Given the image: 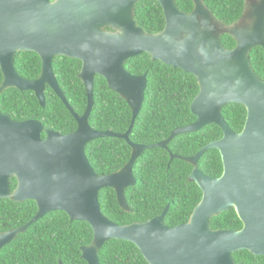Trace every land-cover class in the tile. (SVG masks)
<instances>
[{
    "label": "water",
    "instance_id": "water-1",
    "mask_svg": "<svg viewBox=\"0 0 264 264\" xmlns=\"http://www.w3.org/2000/svg\"><path fill=\"white\" fill-rule=\"evenodd\" d=\"M138 1L60 0L50 5L49 0H0V93L10 87L33 90L44 105L46 84L59 93L51 60L60 53L83 62L79 77L87 92V107L77 117V129L67 135L45 130L46 138L42 139L40 122L16 121L0 113V198L15 202L32 199L37 204L36 214L26 224L0 232V249L46 213L63 210L71 220L85 221L92 228L91 244L80 247L87 264H100L98 251L113 238L132 242L149 264H243L233 258L239 250L264 256V80L256 75L248 55L253 46L264 45V15L249 31L240 30L237 23L218 21L201 0H194L189 13L180 10L175 0H155L163 9L165 26L150 34L136 22ZM64 3L74 30L78 12V53L61 43L50 47L43 38L51 31L62 32L59 18ZM106 25L114 26L117 32L103 31ZM25 27L35 34L31 42ZM222 32L233 37L235 47H224L219 37ZM18 49L39 54V78L28 80L17 75L13 54ZM142 53L194 75L199 86L190 104L195 121L173 129L167 139L153 144L131 143L128 137L143 104L147 74H131L123 63ZM96 74L103 76L108 88L122 96L132 110L130 126L122 134L96 130L88 123ZM230 103L246 109L240 132L233 131L222 116V108ZM211 123L221 128L222 137L183 160L196 165L205 151L216 149L223 171L221 176L211 177L197 168L192 170L189 179L201 189L202 197L187 222L167 226L164 217L168 206L157 217L124 225L102 214L98 193L105 187L114 189L119 206L129 210L124 190L136 184L133 165L144 150L167 148L176 135ZM104 137L126 140L132 154L123 167L102 175L90 165L85 147ZM174 157L177 155H170ZM12 175L18 182L13 192L9 188ZM231 208L242 228L214 230L209 226L213 216Z\"/></svg>",
    "mask_w": 264,
    "mask_h": 264
},
{
    "label": "trees",
    "instance_id": "trees-1",
    "mask_svg": "<svg viewBox=\"0 0 264 264\" xmlns=\"http://www.w3.org/2000/svg\"><path fill=\"white\" fill-rule=\"evenodd\" d=\"M213 16L225 25H231L240 17V0H203ZM178 8L184 12L192 9V0H176ZM136 22L145 32L156 34L165 26V18L160 4L155 0H140L135 4ZM220 40L225 48L235 46L234 39L222 34ZM18 59V68L23 76L34 78L40 73L41 65L37 55L22 53ZM249 60L256 75L264 80V49L253 48ZM126 70L141 75L146 72L147 86L141 110L135 119L129 139L133 143L152 144L169 137L173 129L186 126L195 121L190 104L199 86L194 75L180 68L153 61L147 53L129 59ZM80 66L69 63L68 59L53 64L58 83L66 96L75 99L78 114H82L87 105L86 89L77 77ZM2 75L0 72V83ZM50 91V88L47 87ZM52 93V92H51ZM94 105L88 118L89 125L96 130L125 132L130 126L132 110L125 99L110 90L101 76L94 79ZM42 107L31 92H21L13 88L1 94L5 111L13 113L18 119L35 118L46 126L50 118L59 119L68 112L63 104L53 96ZM70 101V100H69ZM71 102V101H70ZM72 103V102H71ZM222 116L228 126L240 132L246 119V109L238 103H230L222 108ZM49 117V118H48ZM66 124L64 132H69L75 123ZM60 130V126H53ZM222 137L221 128L208 124L195 132L176 135L167 148H148L144 150L133 165V174L137 179L134 186L125 188V199L129 211L122 209L112 188H102L98 193L100 209L104 216L118 224L144 222L159 215L167 204L169 210L164 223L170 227L187 222L193 209L202 197V191L195 182L189 180L193 165L180 158H170V153L182 157L194 156L208 143ZM132 148L122 138L104 137L89 142L85 154L90 165L98 174H109L123 167L131 157ZM197 167L205 174L220 176L223 171L218 150L208 149L199 159ZM11 189L15 187L12 180ZM36 206L32 201L15 202L0 198V232L11 230L26 224L35 214ZM212 229L241 228L233 208L221 212L210 219ZM93 231L82 220L69 222L64 213L45 215L32 223L13 241L0 249V264H87L81 258V246L91 244ZM236 262L244 264H264V256H256L248 250L233 253ZM100 264H149L132 242L121 239L106 241L98 251Z\"/></svg>",
    "mask_w": 264,
    "mask_h": 264
},
{
    "label": "flooded vegetation",
    "instance_id": "flooded-vegetation-1",
    "mask_svg": "<svg viewBox=\"0 0 264 264\" xmlns=\"http://www.w3.org/2000/svg\"><path fill=\"white\" fill-rule=\"evenodd\" d=\"M58 1H60V0H49V2H50V5L51 4H55V3H57ZM192 2H193V6H192V9H191V11L193 10V8H194V0H192ZM201 2L203 3V5L205 6V7H207L205 4H204V2H203V0H201ZM240 2H241V5H240V7H241V14H240V17L236 20V22H234L233 24H235V23H237V25H238V29H246V30H250L251 28H252V26L254 25V23L260 18V16H263L264 15V0H240ZM175 3H176V0H175ZM177 5V4H176ZM178 7V6H177ZM162 8V7H161ZM180 9V8H179ZM163 10V9H162ZM181 10V9H180ZM183 11V10H182ZM191 11H189V12H191ZM60 12H61V15H60V18H59V21H60V24H61V27H63V29H62V32H53V31H51V32H49V33H47V34H43V38L45 39V42H47V45L48 46H50V47H52V46H54V45H58V44H64L67 48H75V52H77L78 53V12H77V17H76V20L75 21H77V27H75V30L73 29V22H72V20L70 19V18H68V16H67V13L69 12V10H68V7H67V3H64L63 5H62V7H61V9H60ZM189 12H186V13H189ZM26 28H28V27H25V32H27L28 33V42H31L32 40H34V36H35V34L32 32V31H30V30H28V29H26ZM103 31H105V32H111V33H115V32H117V29H115V27L114 26H111V25H106V26H104L103 28ZM53 32V33H52ZM222 34H227L226 32H222L220 35H219V37L222 35ZM229 35V34H228ZM232 37V36H231ZM233 38V37H232ZM235 41V40H234ZM20 43V42H19ZM21 45H23L22 43H20ZM235 45H236V41H235ZM64 47L63 45H60V47ZM235 47V46H234ZM253 48H261V49H264V45L263 44H257V45H255V46H253L252 47V49ZM251 49V50H252ZM250 50V51H251ZM25 52H28V53H30V54H35V55H37L38 56V58H39V61H40V65H41V69H40V73L38 74V76H36V77H34V78H28V77H26V76H23L22 75V73L20 72V70H19V68H18V59L19 58H23L24 56L22 55V53H25ZM68 53H70V52H68ZM249 55V54H248ZM64 59H68V61H69V63H71V64H76V66H80V68H79V71H78V73H77V77H79V74H80V72H81V69H82V65H83V62L80 60V59H78L77 57H73V56H69V55H67V54H63V53H60V54H54L53 55V57H52V60H51V67H52V73H53V75H54V79H55V82H56V84H57V87H58V90H59V93L56 91V90H54V88L53 87H51L49 84H46L45 85V87H44V89H43V95H44V105H42L41 103H40V101H39V99H38V97L36 96V94H35V92L33 91V90H19V89H16V88H13V87H10V88H13V89H16V90H18V91H21V92H31L32 93V95H34L36 98H37V100H38V102H39V104L42 106V107H45V105H46V100H47V98H48V101H49V103L50 104H53V103H55L54 102V99H53V96L55 97V98H57L62 104H63V106L66 108V110L68 111V112H64L61 116H60V118L59 119H55L54 121H53V119L52 118H50V124H48V126H46L41 120H38V119H35V118H25V119H18V118H16L14 115H13V113H10L9 111H5L4 110V106H3V103L1 102L0 103V113L1 114H4V115H8V116H10L13 120H16V121H26V120H35V121H38V122H40L41 124H42V126H43V128H44V130L41 132V138L42 139H45L46 138V132H45V130H49V131H52V132H55V133H58V134H60V135H67V134H70V133H72V132H74L76 129H77V126H78V122H77V117H78V115H82V114H78V105H76V103H75V99L74 98H72V100L69 98V100L72 102H70L69 100H68V98H67V96H66V93H67V91H64L63 89H62V87L60 86V84L58 83V79H57V77H56V74L54 73V70H53V64L55 63V62H57L58 60L60 61V62H63V60ZM128 61H129V59L128 60H126L124 63H123V68L126 70V64L128 63ZM250 61V60H249ZM13 67H14V70L16 71V73H17V75H19L20 77H22V78H25V79H28V80H34V79H37V78H39L40 77V75H41V72H42V60H41V57L39 56V54H37L35 51H33V50H27V49H18V50H15V52H14V54H13ZM127 71V70H126ZM0 72H1V75H2V71H1V68H0ZM127 72H129V71H127ZM130 73V72H129ZM135 75V74H134ZM96 76H101V75H99V74H96L95 76H94V79H95V77ZM102 78H104L103 76H101ZM79 79H80V77H79ZM94 79H93V82H94ZM105 79V78H104ZM2 80H3V75H2ZM81 80V79H80ZM106 80V79H105ZM82 82V81H81ZM1 83H2V81H1ZM0 83V84H1ZM107 83V82H106ZM47 87H49L50 88V91L49 90H47ZM7 89H9V88H7ZM6 90V89H5ZM4 90V91H5ZM93 90H94V87H93ZM3 91V92H4ZM2 92V93H3ZM52 92V93H51ZM2 93H0V101H1V94ZM94 95V94H93ZM62 96L65 98V100L66 101H64V99L62 98ZM86 107H87V105H86ZM49 118V117H48ZM73 121H74V123H75V127L71 130V131H69V132H64V130L66 129V124L68 123V122H70L69 124H73ZM193 123V122H192ZM191 124V123H190ZM56 125H58V126H60V130H56V129H54L53 128V126H56ZM129 128V127H128ZM128 130V129H127ZM126 130V131H127ZM125 131V132H126ZM113 132V131H112ZM114 133H117V132H114ZM124 133V132H123ZM118 134H122V133H118ZM130 134V133H129ZM129 137V136H128ZM220 139V138H219ZM130 140V139H129ZM126 141V140H125ZM162 141V140H161ZM127 142V141H126ZM131 142V141H130ZM159 142V141H158ZM128 143V142H127ZM131 143H133V142H131ZM155 143H157V142H155ZM129 144V143H128ZM135 144H140V143H135ZM153 144V143H152ZM130 145V144H129ZM166 149V148H165ZM131 154H132V152H131ZM172 153H170V155H171ZM174 155H176V154H174ZM174 158H180V159H183V158H185V157H182V156H179V155H177V157H174ZM191 163V162H190ZM192 164V163H191ZM197 164H198V162H197ZM197 164L196 165H193V169L194 168H197L199 171H201L204 175H206V176H209V175H207V174H205L202 170H200L198 167H197ZM192 169V170H193ZM133 172V171H132ZM192 172V171H191ZM191 174V173H190ZM222 174V173H221ZM221 174H220V176H221ZM134 175V174H133ZM135 177V176H134ZM189 177H190V175H189ZM211 177H213V176H211ZM217 177H219V176H217ZM12 180H15V187H14V189H11V184H13V182H12ZM190 180V179H189ZM136 182H137V179H136ZM193 182V181H192ZM17 185H18V182H17V178H16V176L15 175H12L11 177H10V179H9V188H10V191L11 192H13L15 189H16V187H17ZM134 186V185H133ZM127 188V187H126ZM114 190V189H113ZM125 191V190H124ZM125 193V192H124ZM125 196V195H124ZM5 199H9V198H5ZM116 199H117V196H116ZM30 201H32V203L36 206V212H37V204H36V201L35 200H32V199H29ZM26 201H28V200H26ZM118 202V201H117ZM100 204V203H99ZM168 206V210H169V207H170V204H167L166 206H165V208ZM164 208V209H165ZM163 209V210H164ZM234 209V208H233ZM168 210H167V212H168ZM126 211V210H125ZM129 211V210H128ZM127 211V212H128ZM36 212H35V214H36ZM64 213L66 216H67V219H68V221L69 222H78V220L77 219H74V220H71L70 219V216L65 212V211H63V210H54V211H50V212H48V213H46L45 215H55V214H58V213ZM163 212V211H162ZM161 212V213H162ZM236 212V211H235ZM160 213V214H161ZM34 214V215H35ZM159 214V215H160ZM167 214V213H166ZM44 215V216H45ZM159 215H157V216H159ZM43 216V217H44ZM157 216H154V217H157ZM166 216V215H165ZM42 217V218H43ZM106 217V216H105ZM154 217H152V218H154ZM107 218V217H106ZM165 218V217H164ZM151 219V218H150ZM149 220V219H148ZM240 220V219H239ZM147 221V220H146ZM145 222V221H144ZM210 222V221H209ZM132 223H134V222H132ZM184 223V222H183ZM242 223V222H241ZM129 224H131V223H129ZM181 224V223H180ZM168 226V225H167ZM209 226H210V224H209ZM241 228H242V226H241ZM218 229H224V228H218ZM215 230V229H214ZM235 230V229H234ZM239 230V229H238ZM255 255V254H254ZM256 256H263V255H256ZM233 258H234V256H233ZM60 261V260H59ZM59 261H58V264H59ZM234 261H235V259H234ZM236 262V261H235ZM240 262H242L243 263V261H239V262H236V263H240ZM63 264H65V263H63ZM244 264V263H243Z\"/></svg>",
    "mask_w": 264,
    "mask_h": 264
}]
</instances>
